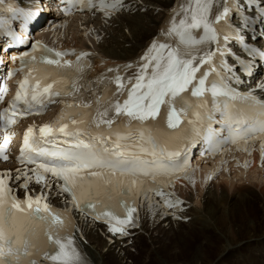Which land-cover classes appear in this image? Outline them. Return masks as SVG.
<instances>
[{
    "label": "snow or ice",
    "instance_id": "snow-or-ice-1",
    "mask_svg": "<svg viewBox=\"0 0 264 264\" xmlns=\"http://www.w3.org/2000/svg\"><path fill=\"white\" fill-rule=\"evenodd\" d=\"M0 8L10 14L0 18V35L31 43V51L12 58L19 59L23 78L0 111V158L9 159V129L18 119L62 106L54 120L24 131L15 175L0 172V264H85L70 232L73 209L123 236L135 226L136 198L151 205L159 197L155 203L177 208L182 201L165 189L176 179H191L187 148L198 139L212 146L211 155L228 144L251 154L248 145L258 140L264 164V99L255 95L256 89L264 92V80L248 91L233 87L264 67V0H172L162 9L153 4V11L166 13L157 33L135 60L95 80L85 77L90 53L30 42L10 21L26 32L37 14L6 0ZM73 10L99 13L107 22L149 5L67 0L62 11ZM69 55L75 60L65 59ZM6 92V86L0 89V100ZM171 141L188 144L181 151ZM10 182L25 190L22 199ZM33 182L41 187L35 196L27 191ZM52 193L64 207L48 202Z\"/></svg>",
    "mask_w": 264,
    "mask_h": 264
},
{
    "label": "bare ground",
    "instance_id": "bare-ground-1",
    "mask_svg": "<svg viewBox=\"0 0 264 264\" xmlns=\"http://www.w3.org/2000/svg\"><path fill=\"white\" fill-rule=\"evenodd\" d=\"M16 1L21 5L29 2ZM30 1L39 16L31 31L34 37L55 45H89L113 59L133 57L155 33L164 12L153 11V4L162 9L172 2L140 0L149 5L148 11L123 13L106 23L83 17L68 22L57 0ZM4 46L0 39V76L8 71L11 57ZM244 80L241 89H256L264 80V67ZM255 92L264 95L259 89ZM228 157L231 160L227 161ZM245 157L247 167L241 164L242 158L228 152L222 164L218 160L205 168L196 164L191 179L177 182V192L190 205L180 214L189 216L187 221H172L155 200L149 205L144 198L139 204L138 225L128 231L135 232L132 237L117 240L108 235L105 225L78 216L76 244L89 264H264V164L258 166L249 152ZM53 195L55 200L59 198L54 193L49 197Z\"/></svg>",
    "mask_w": 264,
    "mask_h": 264
},
{
    "label": "rangeland",
    "instance_id": "rangeland-1",
    "mask_svg": "<svg viewBox=\"0 0 264 264\" xmlns=\"http://www.w3.org/2000/svg\"><path fill=\"white\" fill-rule=\"evenodd\" d=\"M37 2V1H36ZM35 2V3H36ZM105 38H107V36L105 37ZM255 213H258V211H255ZM259 215V214H258ZM183 229H186V228H183ZM162 239H163V237H162ZM140 244L138 243V245L137 246H139ZM131 254H134V252H135V248H133L132 250H131ZM155 257L157 256V255H155V254H153ZM159 256V255H158ZM158 258V257H157ZM132 261H129V263H131Z\"/></svg>",
    "mask_w": 264,
    "mask_h": 264
},
{
    "label": "water",
    "instance_id": "water-1",
    "mask_svg": "<svg viewBox=\"0 0 264 264\" xmlns=\"http://www.w3.org/2000/svg\"><path fill=\"white\" fill-rule=\"evenodd\" d=\"M30 1V0H29Z\"/></svg>",
    "mask_w": 264,
    "mask_h": 264
}]
</instances>
